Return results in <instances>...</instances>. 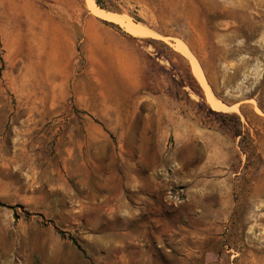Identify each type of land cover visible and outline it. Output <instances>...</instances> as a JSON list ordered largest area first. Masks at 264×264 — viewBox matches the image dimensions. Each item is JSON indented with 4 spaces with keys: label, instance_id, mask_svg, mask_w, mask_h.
Here are the masks:
<instances>
[{
    "label": "rangeland",
    "instance_id": "obj_1",
    "mask_svg": "<svg viewBox=\"0 0 264 264\" xmlns=\"http://www.w3.org/2000/svg\"><path fill=\"white\" fill-rule=\"evenodd\" d=\"M100 1L0 0V264H264V0Z\"/></svg>",
    "mask_w": 264,
    "mask_h": 264
},
{
    "label": "bare ground",
    "instance_id": "obj_2",
    "mask_svg": "<svg viewBox=\"0 0 264 264\" xmlns=\"http://www.w3.org/2000/svg\"><path fill=\"white\" fill-rule=\"evenodd\" d=\"M85 3L87 5V7L90 9L91 13H93L95 16H97L99 18L111 20V21H114L116 23L118 22V23L124 25L126 28V31H128L129 33H131L133 35H142V34L146 33V29L143 26H141L140 24L129 21L128 19H126L125 17H123L119 13L106 11V10L100 8L99 6H97L95 4L94 0H85ZM173 44L178 51H180L181 53H183L185 56H187L189 58L192 72L194 73L196 78L204 85L206 92H207V95H208L207 96L208 102L210 103V105L213 108H221L222 106H225L217 98H215V96H213L211 94L209 87L206 83L205 77L203 75V72H202L201 68L199 67L198 62L196 61V59L194 58V56L192 55V53L188 49V47L181 41H176Z\"/></svg>",
    "mask_w": 264,
    "mask_h": 264
},
{
    "label": "crops",
    "instance_id": "obj_3",
    "mask_svg": "<svg viewBox=\"0 0 264 264\" xmlns=\"http://www.w3.org/2000/svg\"><path fill=\"white\" fill-rule=\"evenodd\" d=\"M123 42V41H122ZM125 47V46H124ZM126 61L130 62V63H134V64H137L139 63L138 62V59L136 57H129L127 56V58H125ZM128 76V75H127ZM129 84H133L132 81L129 82Z\"/></svg>",
    "mask_w": 264,
    "mask_h": 264
},
{
    "label": "trees",
    "instance_id": "obj_4",
    "mask_svg": "<svg viewBox=\"0 0 264 264\" xmlns=\"http://www.w3.org/2000/svg\"><path fill=\"white\" fill-rule=\"evenodd\" d=\"M95 3H96V5H98L101 8H107L106 6L103 5V3H101L100 0H95ZM107 9H110V8H107ZM113 10H115V9H113ZM8 207L11 208V205H8ZM72 242L77 245V243L74 241V239H72Z\"/></svg>",
    "mask_w": 264,
    "mask_h": 264
}]
</instances>
